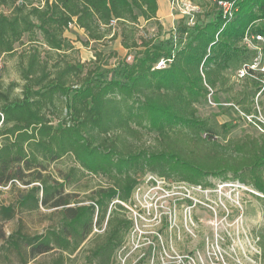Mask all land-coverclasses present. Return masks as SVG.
<instances>
[{"label":"trees","instance_id":"1","mask_svg":"<svg viewBox=\"0 0 264 264\" xmlns=\"http://www.w3.org/2000/svg\"><path fill=\"white\" fill-rule=\"evenodd\" d=\"M158 1L0 0V55H18L22 81L0 77V186L17 190L0 202V264L48 255L67 264L87 240V264H112L133 225L125 204L147 173L202 187L236 179L264 202V72L236 76L258 54L243 39L264 34V0H236L230 20L216 0H192L198 19L182 16L171 35ZM141 18L157 31L143 34ZM72 25L85 46L120 38L127 53L82 61L65 34ZM219 91L263 130L234 138L202 116L199 105ZM65 157L76 164L55 167ZM24 212L44 213L48 225L29 233L20 218L7 235L3 224ZM257 236L264 264V230Z\"/></svg>","mask_w":264,"mask_h":264},{"label":"rangeland","instance_id":"2","mask_svg":"<svg viewBox=\"0 0 264 264\" xmlns=\"http://www.w3.org/2000/svg\"><path fill=\"white\" fill-rule=\"evenodd\" d=\"M191 8L195 22L199 7L192 2ZM0 9L6 10L4 7ZM181 17L180 12L173 11L170 19L159 17V21L171 35ZM140 26L143 34H153L158 25L156 20L141 18ZM65 34L78 48L82 61L94 59L96 50L103 51L106 57L114 51L121 56L126 54L120 38L91 41L85 46L83 42L87 35L83 29L71 27ZM22 48L17 45V52ZM18 59L17 54L0 55V77L5 84L22 82L17 70ZM111 61L114 62L115 58ZM199 113L216 118L227 127L230 137L260 131L254 124L256 116L250 120L232 106L227 93L216 92L199 105ZM74 164L72 158L65 157L55 167L67 168ZM208 181L212 185L202 187L165 180L154 173L143 176L133 191L132 200L126 203L128 206L125 204L126 214L133 220V225L124 243L116 250L112 264H261L257 233L264 230V202L254 195L257 191L236 179L221 181L209 177ZM16 195L17 190L10 185L0 186L1 203L9 204ZM20 218L29 233L43 231L49 222L41 212L19 213L14 220L3 224L7 235L18 227ZM105 227L106 223L101 229L96 227L95 231L101 232ZM3 242L0 240V247ZM92 245L91 241H85L81 249L70 255L67 264H87L88 250ZM11 256L15 262L19 260L15 254ZM3 258L0 249V261ZM50 259L49 255L38 257L35 263L47 264Z\"/></svg>","mask_w":264,"mask_h":264},{"label":"built area","instance_id":"3","mask_svg":"<svg viewBox=\"0 0 264 264\" xmlns=\"http://www.w3.org/2000/svg\"><path fill=\"white\" fill-rule=\"evenodd\" d=\"M222 10V14L226 20H230L234 17L238 8L236 6V0H216ZM172 10L175 12H180L182 16L189 15L190 23L193 22V16L191 15L192 3L189 0H170ZM112 24H116V20L112 21ZM225 25V24H224ZM243 42L251 48L257 49L258 54L250 61L244 63L238 70L236 71L237 78H243L248 75H251L255 78H258L256 75L257 72H264V52L261 49L262 44H264V34L259 31H253V29H248L245 33ZM131 59V56L128 57ZM165 64V61L162 60L159 62L158 67H161ZM264 82V80H263ZM212 93H210L211 96ZM250 120H252V116H247ZM259 119L264 123V116L259 115ZM261 130L263 128L259 126ZM155 178V177H154ZM156 179V178H155ZM127 205V204H126ZM128 206V205H127Z\"/></svg>","mask_w":264,"mask_h":264},{"label":"crops","instance_id":"4","mask_svg":"<svg viewBox=\"0 0 264 264\" xmlns=\"http://www.w3.org/2000/svg\"><path fill=\"white\" fill-rule=\"evenodd\" d=\"M189 1H191V3H192V0H189ZM158 3H159L158 16L160 17V19L162 17L163 18L167 17L166 19H170V16L173 14V10H172V7H171L170 0H159ZM72 27H74V28H76L78 30H82V29H79V28L75 27L74 25H72ZM126 53H127V50H126Z\"/></svg>","mask_w":264,"mask_h":264}]
</instances>
